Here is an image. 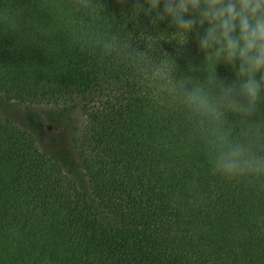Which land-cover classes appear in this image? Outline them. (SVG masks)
I'll use <instances>...</instances> for the list:
<instances>
[{
  "label": "trees",
  "instance_id": "1",
  "mask_svg": "<svg viewBox=\"0 0 264 264\" xmlns=\"http://www.w3.org/2000/svg\"><path fill=\"white\" fill-rule=\"evenodd\" d=\"M140 3L0 0V97L75 109L85 183L0 114V264H264V174L215 169L221 136L264 158V86L253 111L238 91L230 106L236 69L199 49L207 23L181 36L163 0Z\"/></svg>",
  "mask_w": 264,
  "mask_h": 264
},
{
  "label": "clouds",
  "instance_id": "2",
  "mask_svg": "<svg viewBox=\"0 0 264 264\" xmlns=\"http://www.w3.org/2000/svg\"><path fill=\"white\" fill-rule=\"evenodd\" d=\"M147 3L150 12L159 8L161 0H147ZM133 6L143 8L140 0H134ZM158 13L170 18L181 36L207 23L203 36L197 30L199 49L209 50L207 58L215 57L235 68L238 78V88L237 82L222 85L223 99L234 108L244 107L233 98L238 91L247 101L245 110L253 111L264 86V0H163V11ZM257 74H260L259 79ZM188 100L215 112L217 118L222 115L199 92H189ZM220 147L216 171L229 177L264 174V158L251 154L245 146L230 145L227 138L221 136Z\"/></svg>",
  "mask_w": 264,
  "mask_h": 264
},
{
  "label": "rangeland",
  "instance_id": "3",
  "mask_svg": "<svg viewBox=\"0 0 264 264\" xmlns=\"http://www.w3.org/2000/svg\"><path fill=\"white\" fill-rule=\"evenodd\" d=\"M70 110L63 113L60 118H55L54 114L43 106L5 102L0 97V114L15 120L17 124L24 128L36 132L43 148L57 147L60 150L62 148L58 156L61 157L60 162L63 169L78 185L85 188L81 171L75 162L72 151L67 146L69 144L70 129L79 122L75 109L71 108Z\"/></svg>",
  "mask_w": 264,
  "mask_h": 264
}]
</instances>
